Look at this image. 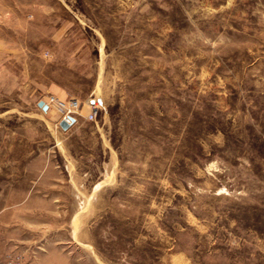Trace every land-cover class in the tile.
<instances>
[{
    "label": "rangeland",
    "instance_id": "obj_1",
    "mask_svg": "<svg viewBox=\"0 0 264 264\" xmlns=\"http://www.w3.org/2000/svg\"><path fill=\"white\" fill-rule=\"evenodd\" d=\"M6 255L264 264V0H0Z\"/></svg>",
    "mask_w": 264,
    "mask_h": 264
},
{
    "label": "built area",
    "instance_id": "obj_2",
    "mask_svg": "<svg viewBox=\"0 0 264 264\" xmlns=\"http://www.w3.org/2000/svg\"><path fill=\"white\" fill-rule=\"evenodd\" d=\"M45 101L48 103V105H55L57 108H59L62 111V118L66 119L67 121H69V116L74 117V115L78 113L79 101L76 98L63 100L50 95ZM96 111V103L94 101H91L86 118L89 120L94 119ZM0 264H22V258L19 255H6L0 258Z\"/></svg>",
    "mask_w": 264,
    "mask_h": 264
},
{
    "label": "water",
    "instance_id": "obj_3",
    "mask_svg": "<svg viewBox=\"0 0 264 264\" xmlns=\"http://www.w3.org/2000/svg\"><path fill=\"white\" fill-rule=\"evenodd\" d=\"M37 105L39 107H41V109L44 111L47 110V108H48V104L45 103L44 100H42V99L38 100ZM68 119H69V121H67L64 118L59 120L58 124L60 125V127L62 129L68 128L75 121V118L73 116H69Z\"/></svg>",
    "mask_w": 264,
    "mask_h": 264
},
{
    "label": "bare ground",
    "instance_id": "obj_4",
    "mask_svg": "<svg viewBox=\"0 0 264 264\" xmlns=\"http://www.w3.org/2000/svg\"><path fill=\"white\" fill-rule=\"evenodd\" d=\"M45 103H47L46 101H45ZM48 104V103H47ZM50 106V105H49ZM93 192V191H92Z\"/></svg>",
    "mask_w": 264,
    "mask_h": 264
},
{
    "label": "crops",
    "instance_id": "obj_5",
    "mask_svg": "<svg viewBox=\"0 0 264 264\" xmlns=\"http://www.w3.org/2000/svg\"><path fill=\"white\" fill-rule=\"evenodd\" d=\"M91 101H93V100H91ZM89 110V109H88ZM76 120V119H75Z\"/></svg>",
    "mask_w": 264,
    "mask_h": 264
}]
</instances>
